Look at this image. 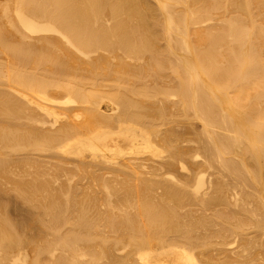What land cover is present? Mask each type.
Wrapping results in <instances>:
<instances>
[{
	"label": "bare ground",
	"instance_id": "6f19581e",
	"mask_svg": "<svg viewBox=\"0 0 264 264\" xmlns=\"http://www.w3.org/2000/svg\"><path fill=\"white\" fill-rule=\"evenodd\" d=\"M0 264H264V0H0Z\"/></svg>",
	"mask_w": 264,
	"mask_h": 264
},
{
	"label": "rangeland",
	"instance_id": "374dc122",
	"mask_svg": "<svg viewBox=\"0 0 264 264\" xmlns=\"http://www.w3.org/2000/svg\"><path fill=\"white\" fill-rule=\"evenodd\" d=\"M13 217H15L14 215H12Z\"/></svg>",
	"mask_w": 264,
	"mask_h": 264
}]
</instances>
